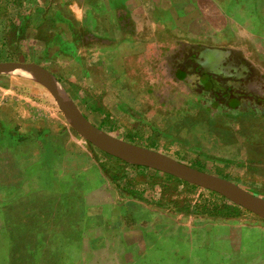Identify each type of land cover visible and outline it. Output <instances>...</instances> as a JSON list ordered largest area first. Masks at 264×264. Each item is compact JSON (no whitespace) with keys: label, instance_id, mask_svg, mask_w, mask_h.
<instances>
[{"label":"rangeland","instance_id":"rangeland-1","mask_svg":"<svg viewBox=\"0 0 264 264\" xmlns=\"http://www.w3.org/2000/svg\"><path fill=\"white\" fill-rule=\"evenodd\" d=\"M103 44L64 24L59 6L0 0V63L44 70L101 133L264 200V105L243 94L247 87L225 107L224 97L204 93L207 83L182 80L189 64L177 65L178 55L148 64ZM20 72H0V264H147V247L163 264L185 263L163 243L195 231V264H264V219L147 167L117 172L143 198L120 190L115 161L66 118L39 74ZM254 81L264 98V75ZM229 205L237 217L224 215Z\"/></svg>","mask_w":264,"mask_h":264},{"label":"crops","instance_id":"crops-1","mask_svg":"<svg viewBox=\"0 0 264 264\" xmlns=\"http://www.w3.org/2000/svg\"><path fill=\"white\" fill-rule=\"evenodd\" d=\"M49 3L64 9V24L92 32L110 48L109 54L119 55L122 50L134 61L148 64L168 63L178 55L177 65L189 64V74H182V80L188 77L198 87L207 83L209 90L204 93L224 97L225 107L235 97L240 103L239 87H247L243 94L264 105V98L250 89L255 77L264 75V0H44L45 5ZM246 63L258 76L250 79ZM198 237L195 231L168 247L163 243L164 249H171V257H188L185 263L173 264H195ZM159 252L151 257L147 247L148 254L141 259L163 264Z\"/></svg>","mask_w":264,"mask_h":264},{"label":"water","instance_id":"water-1","mask_svg":"<svg viewBox=\"0 0 264 264\" xmlns=\"http://www.w3.org/2000/svg\"><path fill=\"white\" fill-rule=\"evenodd\" d=\"M9 71H33L34 73L39 74L40 77L42 78V80L44 81V83L46 84V86L48 87V89L53 93L54 97L56 98V100L60 106V108L64 112L66 118L71 120L70 117L68 116V113L66 112L64 103L62 101H60L58 95L56 94V89H54L55 86L52 84L53 82L55 83V81L44 70H42L38 66L32 65V64L24 65V64H16V63H0V72H9ZM50 80H52V81H50ZM75 109L77 110L76 107H75ZM77 112H78V110H77ZM78 114L80 115L81 118H83L86 121V119L79 112H78ZM86 122L89 123L88 121H86ZM89 125L92 126L90 123H89ZM92 128L94 130H96L93 126H92ZM78 130L80 131V129H78ZM96 132H100V131L96 130ZM102 134H104V133H102ZM82 135L87 141H89L91 144L95 145L100 150H102L103 152H105L106 154H108L110 156L116 157L120 160L132 163V164L137 165V166L147 167V168L158 170V171H161V172H164L167 174H171L173 176L182 177V178L187 179V180L195 181L198 184H200L202 187H204L205 189L225 196L226 198H228L232 202H234L237 206L244 208V209H247L248 211H250L253 214H255L256 216H258L259 218L264 219V211L254 207V205L251 201L252 199L259 200V201H264V200L252 197L251 195L244 192V190H242L241 188H239L238 186H236L235 184H233L227 180H223V179L208 175V174L203 173V172H201L195 168L189 167L187 165L176 162L170 158H167L166 156H163L161 154H158V153H155V152H152V151H149V150H146V149H143V148H140V147L128 144V143L121 142L119 140L113 139V138L109 137L108 135L104 134L119 144L137 147V148H140L142 150H146V151H149V152H152V153H155V154H158V155L164 157L165 158L164 159L165 165L148 164V163H144V162L132 159V158H130V159L124 158V157H121L119 155H116L114 153H111V152L103 149L92 138L85 135L84 133H82ZM200 177H214V178L220 179V180L227 183L229 189H225L227 191H224L223 189L215 188L214 186H212V184L210 182L205 181V180L201 183V182H199Z\"/></svg>","mask_w":264,"mask_h":264},{"label":"bare ground","instance_id":"bare-ground-1","mask_svg":"<svg viewBox=\"0 0 264 264\" xmlns=\"http://www.w3.org/2000/svg\"><path fill=\"white\" fill-rule=\"evenodd\" d=\"M20 73L31 74L35 76L36 78H38L31 71H23ZM52 84L55 86V88L54 87L53 88L56 89V94L58 95L60 101L64 103L66 112L68 113V116L70 117L71 121L74 123V125L78 129H80L82 133L92 138L96 143H100L102 146L105 145V147L109 149L111 153H114L121 157L128 158V159L132 158V159H135V160H138L144 163H148V164L165 165V161H164L165 158L158 154H155V153H152L146 150H142L140 148L133 147L130 145L119 144L113 139L101 134L100 132H96V130H93L89 128L88 126H86V124L79 118V115L76 112L74 106L71 104V102L67 98H65L62 89L56 83L53 82ZM74 117L76 118V120L79 121V123L82 126L78 122H76ZM199 180H200L199 182L201 183L204 180L208 181L215 188H220V189H223L224 191H227L225 189H229L226 182L220 179L214 178V177H200ZM251 201L254 207L264 211V201H259V200H254V199H252Z\"/></svg>","mask_w":264,"mask_h":264},{"label":"trees","instance_id":"trees-1","mask_svg":"<svg viewBox=\"0 0 264 264\" xmlns=\"http://www.w3.org/2000/svg\"><path fill=\"white\" fill-rule=\"evenodd\" d=\"M129 143H133V142L129 141ZM101 154L103 156L108 157L109 159L115 161L116 164H115V166H112V170L111 171H113V172H112L111 177H112V180L115 181V183L117 184L118 188L120 190L128 192L130 194L140 195V198H143V196L141 194H138V193H136V191H134V188L130 184H127L125 181L122 182V178H120L118 176L117 172H119L118 171L119 167H125V168L127 167V168H130V169H144V168H142L140 166H137V165H134L132 163L126 162V161L117 160L114 157L108 156V155H106L104 153H101ZM191 167H193V166H191ZM193 168H195V167H193ZM104 169L108 170L105 167H104ZM111 171H110V173H111ZM108 173H109V170H108ZM230 182H233V183L236 184V182H234V181H230ZM257 196H259V195H257ZM260 197L264 198V195H262ZM236 209H239V208L235 207L233 205L226 206V213L224 215L225 216H230V217H237L238 213L236 212ZM214 214L220 215L222 213L219 210H217Z\"/></svg>","mask_w":264,"mask_h":264}]
</instances>
